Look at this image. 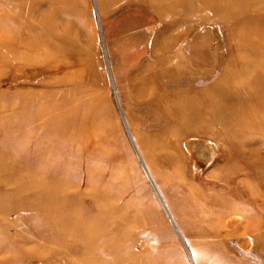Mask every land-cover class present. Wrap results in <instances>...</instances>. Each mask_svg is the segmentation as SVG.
Masks as SVG:
<instances>
[{"label": "rangeland", "instance_id": "obj_1", "mask_svg": "<svg viewBox=\"0 0 264 264\" xmlns=\"http://www.w3.org/2000/svg\"><path fill=\"white\" fill-rule=\"evenodd\" d=\"M163 1L0 0V264H264V0Z\"/></svg>", "mask_w": 264, "mask_h": 264}, {"label": "bare ground", "instance_id": "obj_2", "mask_svg": "<svg viewBox=\"0 0 264 264\" xmlns=\"http://www.w3.org/2000/svg\"><path fill=\"white\" fill-rule=\"evenodd\" d=\"M143 1V0H142ZM175 1V0H174ZM231 1V0H230ZM237 1V0H236ZM240 1V0H239ZM242 1V0H241ZM245 1V0H244ZM247 1V0H246ZM257 0H255V2H256ZM26 2V1H25ZM147 2V1H146ZM149 2H151V1H149ZM162 2H164L163 0H161V3ZM166 2V1H165ZM165 2H164V7H165ZM167 2H168V0H167ZM186 2V0H181L179 3L177 2V3H173V1L172 0H170V4H172L173 3V5H176V7H178V6H180V8H181V10H183V9H185V7L187 6V4L188 3H185ZM199 4H202V5H207V6H213L214 4H215V0H199V1H197ZM221 2V1H220ZM234 2H235V0H234ZM243 2V1H242ZM155 3H158V2H154V5L155 6H157V4H155ZM160 3V2H159ZM233 3V2H232ZM241 3V2H240ZM248 3V2H247ZM246 3V4H247ZM257 3V2H256ZM36 4V3H35ZM230 4H231V2H230ZM245 4V3H244ZM253 4H255V3H253ZM153 4H151V5H149V6H152ZM168 6H169V4H167ZM193 5V4H192ZM39 7L41 6V5H38ZM158 6H160V5H158ZM194 6H195V4H194ZM221 6V5H220ZM224 6H227V3L224 5ZM37 7V6H36ZM154 7V6H153ZM40 8H43V7H40ZM45 8V7H44ZM159 8V7H158ZM163 8V7H162ZM225 8V7H224ZM249 8H250V6H249ZM255 8H256V6H255ZM153 9V8H152ZM156 10H157V7L155 8ZM166 9V8H165ZM172 9V8H171ZM207 9V8H206ZM230 9V8H229ZM38 10V9H37ZM159 11V10H158ZM168 11V10H167ZM249 11V10H248ZM249 12H251V11H249ZM237 13V12H236ZM253 13H256V9H253ZM29 14V13H28ZM27 14V15H28ZM248 14V13H247ZM30 15V14H29ZM190 15V14H189ZM232 15V14H231ZM37 16H39V14H37ZM238 16V15H237ZM47 18V17H46ZM36 19V18H35ZM37 19H39V18H37ZM26 21H25V23L23 24V26H22V28H25V29H29V27H31V22L29 21L30 19H25ZM46 20H49V17L47 18V19H43L42 21H41V30H42V37H44L45 35H49V33H50V29L49 28H46ZM34 21V20H33ZM32 21V22H33ZM48 29V30H47ZM51 34L53 35V33H52V31H51ZM56 35V34H55ZM50 37H51V35H49ZM30 34H28V32L27 33H22L21 35H20V37H19V40L17 41V43H16V48L18 47V48H25V50L27 51V48H26V45L28 44V42H30L29 40H30ZM0 40L2 41V43H4L5 41H6V38H4V37H0ZM8 44V43H7ZM25 45V46H24ZM40 46V45H39ZM34 47V46H33ZM36 51V50H35ZM34 58V57H33ZM35 59V58H34ZM21 62H22V64L24 65V66H28L29 65V59L27 58V57H23V59H21ZM28 76V75H27ZM70 94V93H69ZM79 96V95H78ZM65 99H62V100H59V101H57L56 103H54L55 105L52 107V108H55V109H61L63 106H65V105H70L72 102H69V101H67V102H63ZM89 102V101H88ZM76 104V103H75ZM88 104V103H87ZM66 106V107H67ZM90 108H91V110H92V112H94L95 110H94V106L93 105H91L90 103H89V105H88ZM258 106H260V107H264V103H262V104H259ZM67 109V108H66ZM63 110V109H62ZM33 112V111H32ZM46 112L47 111H44V110H42V111H39V112H37V113H35V114H33L32 116H30L28 113H26L25 115H27V118H29L28 120H29V122H31L30 120L31 119H38V118H42L43 117V114H46ZM91 112V113H92ZM51 114V113H50ZM97 114V113H96ZM64 116V115H63ZM60 117V116H59ZM72 118V117H71ZM43 119V118H42ZM52 119V118H51ZM64 119V118H63ZM95 120H96V124H100L99 123V121H98V118H97V116L95 117ZM52 121V120H51ZM35 123V122H34ZM52 124V123H51ZM44 125L45 124H43L41 127H40V129H42V131H47L46 130V128L44 127ZM53 125H54V123H53ZM57 125V124H56ZM7 126V125H6ZM50 126H52V125H50ZM19 128H20V125L18 126ZM18 127H16V130L15 131H17L19 128ZM28 127V126H27ZM43 127H44V129H43ZM48 127H49V124H48ZM15 128V127H14ZM14 128L12 127L11 128V130H9L8 132H10L11 134H14ZM18 128V129H17ZM52 128V127H51ZM74 128V127H73ZM53 129V128H52ZM34 132L33 133H35V130H37V129H32ZM57 130V129H56ZM4 131V130H3ZM39 131V130H38ZM59 131V130H58ZM55 132V131H54ZM4 133V132H3ZM16 133V132H15ZM61 133V132H60ZM10 134V135H11ZM39 134V133H38ZM44 134H46V132L44 133ZM54 134V133H53ZM52 136V135H51ZM3 138V137H2ZM87 139V138H86ZM41 140H42V138H41ZM32 142H33V147L32 148H34V149H36V148H39V149H42L43 150V146H44V142H40V141H37V140H31ZM61 139L60 138H57V137H55V147L56 146H60L61 145ZM36 143V144H35ZM87 143H88V141H87ZM60 148V147H59ZM46 149V148H45ZM57 151H59V149L57 148ZM49 153V152H48ZM45 152H42V154H40V156L39 157H35V156H33V157H31V158H29L28 157V161L27 162H29V164H32L31 166H37V167H39L40 165H43L42 163H44L45 161ZM49 159V158H48ZM37 167H35V168H37ZM14 169V168H13ZM34 171V170H33ZM32 171V172H33ZM36 171V170H35ZM43 171V170H42ZM34 173V172H33ZM21 177V176H20ZM24 181V180H23ZM36 187H37V185H36ZM7 202V201H6ZM71 223V222H70ZM234 224H238V222H235ZM240 224H244V223H240ZM226 225V224H225ZM247 228V223H245V228L244 229H246Z\"/></svg>", "mask_w": 264, "mask_h": 264}]
</instances>
